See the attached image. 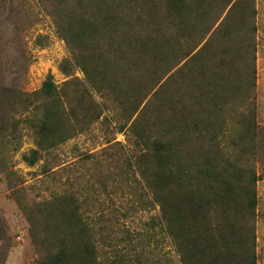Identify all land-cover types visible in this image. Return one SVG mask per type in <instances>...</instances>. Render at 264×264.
Returning <instances> with one entry per match:
<instances>
[{
    "label": "trees",
    "instance_id": "16d2710c",
    "mask_svg": "<svg viewBox=\"0 0 264 264\" xmlns=\"http://www.w3.org/2000/svg\"><path fill=\"white\" fill-rule=\"evenodd\" d=\"M35 1L70 55L63 83L0 82V181L34 264H258L257 0Z\"/></svg>",
    "mask_w": 264,
    "mask_h": 264
},
{
    "label": "rangeland",
    "instance_id": "374dc122",
    "mask_svg": "<svg viewBox=\"0 0 264 264\" xmlns=\"http://www.w3.org/2000/svg\"><path fill=\"white\" fill-rule=\"evenodd\" d=\"M3 1V0H0ZM4 5L8 8L4 16L0 15V82L3 71L10 65H19V87L31 92L39 89L49 74L57 83H63L67 77L61 72L60 64L70 55L66 44L59 39L50 21L35 0H10ZM1 6V4H0ZM258 54H257V95L255 99L256 122L264 141V0H257ZM7 20V21H6ZM43 42V45L40 43ZM79 77L83 75L77 73ZM115 142L126 143L125 135L117 134ZM78 146L81 151L92 148L91 141L85 135L80 136L63 147V159L75 160L77 153L72 150ZM258 152L256 169L259 176L257 183L259 205L256 218V249L258 264H264V143ZM29 148L25 144L23 151ZM99 148V147H96ZM16 169L27 173L33 169L21 163L20 155L13 158ZM28 177V176H27ZM4 179V177H2ZM5 180V179H4ZM0 210L4 216L5 228L12 237V247L7 252L4 264H34L37 257L35 249L28 237L27 223L19 212L16 203L9 197V189L5 181H0ZM136 234V231H133ZM1 244V243H0ZM2 249H6L2 244ZM166 253H172L170 246H163ZM145 261V260H144ZM146 264V263H144Z\"/></svg>",
    "mask_w": 264,
    "mask_h": 264
}]
</instances>
